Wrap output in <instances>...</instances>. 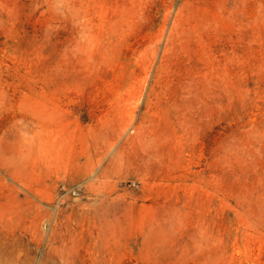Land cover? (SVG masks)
I'll return each instance as SVG.
<instances>
[{
    "label": "rangeland",
    "instance_id": "1",
    "mask_svg": "<svg viewBox=\"0 0 264 264\" xmlns=\"http://www.w3.org/2000/svg\"><path fill=\"white\" fill-rule=\"evenodd\" d=\"M0 264H264V0H0Z\"/></svg>",
    "mask_w": 264,
    "mask_h": 264
}]
</instances>
